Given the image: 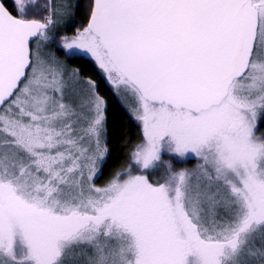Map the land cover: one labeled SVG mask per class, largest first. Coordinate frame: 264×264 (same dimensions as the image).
<instances>
[{"label":"snow or ice","instance_id":"obj_1","mask_svg":"<svg viewBox=\"0 0 264 264\" xmlns=\"http://www.w3.org/2000/svg\"><path fill=\"white\" fill-rule=\"evenodd\" d=\"M0 264H264V0H0Z\"/></svg>","mask_w":264,"mask_h":264}]
</instances>
